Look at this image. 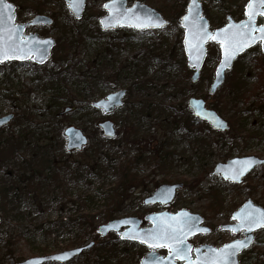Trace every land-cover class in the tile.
<instances>
[{"label": "rangeland", "instance_id": "374dc122", "mask_svg": "<svg viewBox=\"0 0 264 264\" xmlns=\"http://www.w3.org/2000/svg\"><path fill=\"white\" fill-rule=\"evenodd\" d=\"M6 1L14 6L18 25L30 23L35 16L50 18L51 25L27 26L25 34L52 38L55 47L49 61L42 66L31 59L0 64V118L12 116V120L0 128V147L6 149L5 143L10 137L25 140V143L21 140L22 146L17 150H10L5 163L0 162V188L12 179V171L17 175L26 173V176L34 173L43 179L52 175V171L58 172L65 162L72 169L79 161L104 164H101L102 172H97L99 177L89 174L80 182L73 181L69 171H59L58 184H51L47 191H42L37 201L25 198L17 204L16 192L8 194L7 208L11 211L4 221L0 213V264H18L28 258L59 253L90 242L93 253L85 252L70 264H139L150 250L163 257L169 253L166 248L149 249L143 244L120 240L125 244L114 248L118 256L110 263L104 262V254L99 252L101 240L108 243L112 234H116L108 233L96 239L88 229L69 224L72 221L69 219L79 215H97L94 223L97 229L115 219H143L150 213L164 210L176 213L186 209L202 216L204 226L210 229L209 234L188 239L193 248L201 245L220 248L243 238L240 233L221 230V226L233 224L231 215L248 200L264 210V165L252 170L238 185L212 172L216 164L232 158L254 156L264 160V53L259 44L235 61L225 83L210 98L208 89L219 62V45L208 43L206 62L191 92L166 98L167 93L175 92L172 84L180 79L175 78L183 63L180 19L188 0H127L129 5L138 1L156 10L167 21L166 27L140 32L118 29L98 34L97 38L90 35L100 30L99 19L105 14L102 6L109 0H87L80 20L72 17L63 0ZM248 1L200 0L212 29L223 27L227 16L236 22L243 20ZM124 67L129 68L125 74ZM235 74L243 84L240 101L236 100L238 93L228 98L229 82ZM65 75L81 81L68 77V81L61 83L59 77ZM57 80L60 82L54 85L53 81ZM141 80H152L153 89L142 93L152 106L176 108L191 97L202 98L208 108L215 106L229 123V132L218 134L198 121L188 131L179 112L174 110L171 114H178L176 125H168L170 120L164 124V114L159 113L162 107L153 116L144 118L138 107L131 106L138 96L126 98L121 108L109 114L92 107L93 103L119 89L132 92L134 83ZM48 84L52 86L47 87ZM165 85L167 90L161 91ZM67 108L70 111L62 114ZM169 109L166 108L165 113ZM105 119L115 125L118 134L114 139L119 145L103 137L98 125ZM68 127L80 130L89 140L80 152L65 150L63 130ZM127 127H132L133 131L130 139L123 141L122 129ZM108 161L113 162L111 166ZM120 165L123 173L135 177L124 186L126 193L122 198L111 191L120 189L123 173L116 170ZM164 184H181L182 188L167 206H145L143 200ZM87 194L94 200L83 211L80 199ZM109 214H113V218L108 219ZM147 226L144 223L141 228ZM238 259L239 264H264V228L254 232L253 244Z\"/></svg>", "mask_w": 264, "mask_h": 264}, {"label": "water", "instance_id": "95a60500", "mask_svg": "<svg viewBox=\"0 0 264 264\" xmlns=\"http://www.w3.org/2000/svg\"><path fill=\"white\" fill-rule=\"evenodd\" d=\"M66 7L70 11L71 15L75 20H80L84 11L86 0H63ZM249 3V1H248ZM244 8L245 19L235 22L230 16L227 17V23L220 29H215L211 31L209 21L202 15V6L200 0H188L185 14L180 19V27L183 29V39H182V48L183 53L186 58V65L189 69L193 71L191 75V82L194 84L198 81L200 76V71L205 63L207 57V48L206 45L209 42L216 43L219 45V63L215 67L214 78L209 86L208 95H214L217 90L222 86L225 74L230 71L236 59L245 53L247 50L251 49L255 45L259 44L260 50L264 53V43L257 40L256 42L248 45L236 52L228 64L222 66L224 61V50L221 47L219 40L204 39L199 44V49H197V39L196 34L201 27H205L207 32L216 33L222 29L228 28L229 25H240L242 23H247V5ZM4 5H10V8H5ZM109 5V7H105ZM114 5V7H113ZM14 6L7 3L6 0L0 2V29L11 27L16 30V39H22L26 47H30L33 50L34 58L26 59H8L0 61L4 62H26L32 60L36 65L42 66L48 62L50 59L51 51L55 45V41L52 38H40L37 34L24 35V31L27 26H49L52 21L50 18L45 16H36L32 19L29 24L15 25V16H14ZM103 10L106 14L100 18L99 24L102 31H115L118 28L124 29H133L135 31H146V30H159L167 25V21L162 17L160 13L156 10L148 7L145 4H142L138 1L133 2L131 6L128 7L126 0H109L103 4ZM11 15L12 19L9 21L8 16ZM188 16L189 20L185 21L184 17ZM139 17L141 20H144L146 17H150L153 21L151 26L147 21H144L143 27H136L137 23L136 18ZM259 19L261 24H258ZM195 22V23H194ZM255 24L257 27L264 26V16L257 15L255 18ZM256 35H259L257 32ZM187 41V43H186ZM124 96V91H118L116 93H111L107 95L104 99H101L92 104L93 108L101 110L103 114H107L121 106V99ZM187 107L191 111L192 116L202 122H205L209 127L219 133H224L229 130L227 123L212 109L206 107V103L202 98L191 97L187 100ZM69 108L64 109L62 114L68 113ZM12 120V116H4L0 118V128L8 124ZM102 131L103 137L108 139L114 138L116 136V130L113 127V124L109 121L102 122L98 125ZM63 136L65 138V150L67 152L78 151L80 152L88 144V138L78 129L74 127H68L63 130ZM245 161H251V165L247 167L242 175H238L236 179H231V172L234 169H240L242 163ZM264 165V160H260L254 156H247L242 158H233L225 163H218L215 165L212 174L219 175L224 181H228L231 184H240L245 176H247L252 170L256 167ZM228 176L229 178H226ZM182 188L181 184H172V185H161L159 186L153 194L144 199L143 204L145 206L160 204L168 205L174 198L176 192ZM246 206L251 208L260 209L262 208L254 205L250 200L244 202L232 215L231 220L234 222L230 225L221 226V230L225 232H231L233 234L241 233L243 239L247 246L242 248L239 252L236 253L232 259L235 261V264H239L238 256L245 250H247L254 242V232L257 230L263 229L264 227H256L251 231H246L240 227V222L238 219H234L238 214L242 213ZM182 213H186L189 217L194 218L195 226L198 231H194L192 234L188 235L185 239L186 245L190 246L191 252L189 253L192 264H198V261H202L205 255L211 256L210 249H222L225 245L234 243L237 240H234L230 243L222 245L220 248H213L207 245H201L197 248H193L189 243L188 239L199 236L206 235L210 233V229L204 226V218L198 214H193L186 209H181L176 213H170L165 210L159 213H150L144 217L143 223H148L149 226L141 228V220L136 217H127L122 219H115L107 222L105 225H101L96 229L97 234L103 238L108 233H115L121 241L127 242H136L143 244L144 246L152 249L147 243H142L141 238H144L147 233L151 232L156 226L157 223L163 220H170L173 217H180ZM237 228L238 231L233 232L232 229ZM205 229L207 231H205ZM139 237V238H133ZM247 237H250V241L246 240ZM93 247V243H89L85 246L73 248L70 250L62 251L59 253H54L51 255H45L40 257H32L20 262L18 264H66L73 260L74 258L80 256L82 253L88 251ZM168 247H156L155 249H161ZM169 250V249H168ZM199 250V251H197ZM159 259L163 264H189L188 260L175 258L169 255V253L163 257L159 255L156 251L152 250L146 253L141 259L139 264H153V261Z\"/></svg>", "mask_w": 264, "mask_h": 264}, {"label": "snow or ice", "instance_id": "6c2138e0", "mask_svg": "<svg viewBox=\"0 0 264 264\" xmlns=\"http://www.w3.org/2000/svg\"><path fill=\"white\" fill-rule=\"evenodd\" d=\"M4 7L10 8V5H4ZM105 7H109V5H105ZM246 14L248 17L247 23L229 25L228 28L216 33H209L205 27H201L196 34L197 49H199V44L204 39L219 40L224 50V61L222 64L224 66L228 64L237 51L242 50L257 40L264 43V26L257 27L255 24L257 15L264 16V0H249ZM11 19L12 17L9 14L8 20L10 21ZM136 20V27H143L144 21H147L150 26L153 23L150 17H146L144 20L137 17ZM184 20H189V17L185 16ZM257 32L259 35H256ZM30 57L34 58L33 50L30 47H26L22 39H16L15 29L11 27L0 29V61ZM251 163V161L243 162L240 169L232 170L230 178L236 179L238 175H242L243 171ZM226 178L229 177L226 176ZM234 219H238L240 227L246 231H251L256 227H264V211L251 208L250 206H246L245 210L234 217ZM198 230L195 226L194 218L189 217L186 213H182L180 217H173L170 220H163L157 223V226L151 232L147 233L144 238H141V242L147 243L152 248L168 247L170 256L188 260L189 264H192L189 255L191 248L186 245L185 239L188 235ZM238 230L237 228L232 229L233 232ZM205 231L207 230L205 229ZM250 239V237L246 238L248 241ZM246 246L245 241L237 240L232 244L225 245L222 249H210L211 256L205 255L202 261H198V264H235L232 257ZM153 264H163V262L156 259L153 261Z\"/></svg>", "mask_w": 264, "mask_h": 264}, {"label": "trees", "instance_id": "16d2710c", "mask_svg": "<svg viewBox=\"0 0 264 264\" xmlns=\"http://www.w3.org/2000/svg\"><path fill=\"white\" fill-rule=\"evenodd\" d=\"M98 34L104 35L106 33L99 30L97 34L90 35V37L91 38H97L99 36ZM181 54H182L183 63L181 64L180 69H178L179 75L175 77V78L180 77V79H179V81H177L178 83L172 84L175 92L174 93H167L166 98H168V97L169 98L170 97L176 98L178 96H183L184 92H187V93L191 92L192 87H194V85H195V84L191 83L190 76H189L191 73V70L186 66V61H185L183 52H181ZM172 67H175V66L172 65ZM128 70H129L128 67H124L122 72L125 74ZM164 71H165V69H164ZM54 75L59 76L58 74H54ZM68 77H70L73 80L77 79V77L72 76V75H65L62 78L59 77V79H60V81H62L61 83H64V80L68 81ZM238 78H239L238 75L235 74L233 77V80L229 82V94L230 95H228V98H230V96L232 94L238 93V98L236 97L237 98L236 100L240 101L242 98L241 92L243 89V84L239 82ZM60 81L59 80L53 81L54 85L55 84L58 85V83ZM78 81H81V80H78ZM151 83H152V80H141V81L134 83L133 89H134L135 93H137V94L140 93V95H139L140 100L144 96L142 93H148L149 90H151V88H152ZM167 85H165L163 88H161V91H166L167 87H168ZM179 85H181V88H179ZM48 86L51 87L52 84H48L47 87ZM143 101H146L145 96H144ZM143 107L145 110V106H143ZM156 107L159 108V106H156ZM214 107L215 106L212 105V108L215 111H217ZM146 108H148V106ZM162 108L163 109H161V108L160 109L163 112L166 111V108H164L163 106H162ZM178 108L176 110L179 112L180 115L184 116L183 118L185 119V122H186V128L189 131V128L191 127V125L196 123V119H194L191 116V113L187 109L184 102L179 103ZM148 110H149V113H151L154 110V108H148ZM157 111H158V109H157ZM166 119H167V116H166ZM172 124L176 125L175 120L172 121ZM200 125L201 126L204 125L205 127H208L205 123H200ZM60 137H61V135H60ZM61 139H62V137H61ZM21 140H22V142L25 143L24 139H19L17 137L16 138L10 137L7 140V143H5L7 146L6 149L5 148L3 149L2 147H0V162H1V164L5 163V160H6L5 158H6V156L9 155L10 150H12V149L17 150L20 146H22ZM196 140L197 139H195V141ZM106 141L113 143L116 141V139L106 140ZM116 143H117V141H116ZM37 144H38V142H37ZM117 144L119 145V141ZM160 150H161V147L159 148V151ZM155 154H156V156H158V151H156ZM108 162H109L110 166L113 163L112 161H108ZM101 164H104V163L101 161H79V162L75 163V166L72 169L70 167V164L65 162V166L63 168H61L59 171L60 172H63L64 170L69 171L71 173V175H70L71 179L75 182H80L82 180H85V178H86L85 176H88L89 174L90 175L94 174V176H97V172L101 173L102 172ZM120 167H121V165L118 166L116 168V170L118 169V171L123 173V169H119ZM59 171L58 172L52 171L51 172L52 175L45 177L43 179H40L39 177L35 176L34 173L30 174L29 176H26V173H23L21 175H17L12 171L10 173V176H12V179L9 181V183H7L6 185L4 184L2 186V188H0L1 220L4 221V219L8 217L9 212L11 211L7 208L8 194H10L12 192L13 193L16 192L17 195H15V203H17V204L19 201H23V199H25V198H28L29 200L30 199L33 200L35 198V200L37 201L39 199V197L41 196L42 191H47L49 189L48 187L52 186L51 184H55V183L58 184L57 182L59 181ZM97 177H99V176H97ZM134 180H135V177L128 175V172L123 173V175L120 177V183L118 185V187L120 189L119 190H111V191H114L113 195L114 196L117 195V196L122 198V196L126 193L124 186L129 185L130 181H134ZM5 186H6V188H5ZM97 192H99V189H97ZM13 196L14 195H12V197ZM93 200H94V197H92L91 194L85 195L82 198V200L80 199V201H81V207L80 208L83 209V211H85V209L88 207L89 204H91L93 202ZM86 205H87V207H86ZM96 217H97V215H84V216L79 215V216L75 217L74 219H69V220H72V221H69L70 222L69 224L72 223L74 226H76V224H77V227H82V229H85V228L88 229V232L93 233L94 237L97 239L98 236L95 233L96 225H94ZM107 218L108 219L113 218V214H109ZM103 240H101L102 242L100 243V246H99V252H102L104 254V262L110 263V260H112L113 258L118 256V253H116V250L114 249L115 247H117L116 245H118V244L124 245L125 243L121 242L118 239V237L116 235H113V234H112V237L108 243L104 244ZM107 245H109V246H107ZM108 247H109V249H107ZM105 252H108V253L111 252V253L106 255ZM90 253H93L92 249L86 251L85 254L88 255Z\"/></svg>", "mask_w": 264, "mask_h": 264}, {"label": "flooded vegetation", "instance_id": "af4514ba", "mask_svg": "<svg viewBox=\"0 0 264 264\" xmlns=\"http://www.w3.org/2000/svg\"><path fill=\"white\" fill-rule=\"evenodd\" d=\"M124 74V73H123ZM222 87V86H221ZM220 87V88H221ZM219 88V89H220ZM218 89V90H219ZM217 90V91H218ZM118 91H124V96H123V98L121 99V106H119L118 108H116L115 110H117V109H119V108H121L123 105H124V103H125V99L126 98H133V97H136V96H138L139 97V95H140V93H135V91H134V89L132 88L131 89V91L132 92H130V90H128V89H119V90H117V91H115V92H112V93H116V92H118ZM217 93V92H216ZM111 94V93H110ZM109 95V94H108ZM216 95V94H215ZM107 96V95H106ZM105 96V97H106ZM104 97V98H105ZM138 97H136V100L134 101V102H132V104H131V106L132 107H138L140 110H141V115L144 117V118H149V117H151V116H153V113H155V112H157V107L156 106H152L151 105V103L150 102H147V101H141L140 99L138 100ZM169 98V97H168ZM171 98V97H170ZM141 104V105H140ZM145 106V110H144V107L143 106ZM185 105H186V107H187V101H186V103H185ZM148 106V108H154V110L151 112V113H149V110H148V108H146ZM163 105H160L159 106V108H161ZM164 107V106H163ZM166 108H167V110L169 109V108H171V109H169V111L167 112V113H165V111L163 112L162 110H160L159 111V113H161V114H164V120H163V123L164 124H166V122H167V120H170V122L168 123V125H171V121H174L175 120V123H177V116H178V114H175V115H172L171 113L172 112H170V111H177L176 109L178 108V105H177V107L175 108L174 106L173 107H171V106H166ZM188 108V107H187ZM115 110H113V111H115ZM112 111V112H113ZM112 112H110V113H112ZM217 112V111H216ZM107 114H109V113H107ZM217 114L222 118V115H220V113H218L217 112ZM166 116H167V119H166ZM179 116L180 117H182V120H183V125H185V127H186V122H185V119L183 118L184 116H182V115H180L179 114ZM192 116V115H191ZM193 117V116H192ZM194 118V117H193ZM195 119V118H194ZM223 119V118H222ZM226 123H227V125L229 124L225 119H223ZM106 121H109V122H111L110 120H107V119H105L104 120V122H106ZM196 121H198L199 123H202V121H199V120H197L196 119ZM112 123V122H111ZM113 124V123H112ZM229 126V125H228ZM113 127L115 128V125L113 124ZM115 130H116V128H115ZM229 130H230V127H229ZM229 130L228 131H226V132H224V133H227V132H229ZM131 131H133V128L132 127H127V128H123L122 129V134H124V137L127 139H125L124 137L122 138V140L123 141H128V139H130V133H131ZM216 133H218L219 134V132H217V131H215ZM118 134V131H116V135ZM220 134H223V133H220ZM114 138H116V136L114 137ZM114 138H111V140L112 139H114ZM144 142V141H143ZM162 145V144H161ZM158 148H160V146L158 147ZM157 189V188H156ZM155 189V190H156ZM154 190V191H155ZM153 191V192H154ZM153 192L151 193V195L153 194ZM150 195V196H151ZM150 196H148V197H150ZM147 197V198H148ZM146 199V198H145ZM144 201V200H143ZM154 205H157V204H154ZM160 205V204H159ZM169 205V204H168ZM148 206H150V205H148ZM161 206H167V204L166 205H161ZM165 211V210H164ZM168 211V210H167ZM159 213V212H158ZM141 220V225L143 224V220H144V218L143 219H140ZM140 225V226H141ZM92 249V248H91ZM90 250V249H89ZM84 254V253H83ZM82 255V254H81ZM80 255V256H81ZM80 256H78V257H76V258H74L73 260H71L70 262H68V263H66V264H70L72 261H74L75 259H77V258H79Z\"/></svg>", "mask_w": 264, "mask_h": 264}, {"label": "bare ground", "instance_id": "6f19581e", "mask_svg": "<svg viewBox=\"0 0 264 264\" xmlns=\"http://www.w3.org/2000/svg\"><path fill=\"white\" fill-rule=\"evenodd\" d=\"M201 6H202V4H201ZM185 11H186V8H185ZM14 14V16H15V13H13ZM202 15L208 20V18L205 16V14H204V10H203V7H202ZM16 17V16H15ZM209 21V20H208ZM229 72V71H228ZM227 72V73H228ZM227 73L225 74V79H224V82L223 83H225V81H226V75H227Z\"/></svg>", "mask_w": 264, "mask_h": 264}]
</instances>
